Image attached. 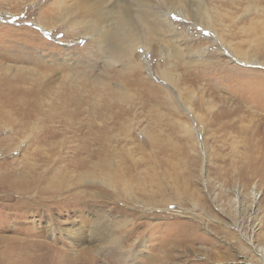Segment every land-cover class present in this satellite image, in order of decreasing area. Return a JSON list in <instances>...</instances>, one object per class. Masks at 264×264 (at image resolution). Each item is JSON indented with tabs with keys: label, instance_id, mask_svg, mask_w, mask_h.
Instances as JSON below:
<instances>
[{
	"label": "rangeland",
	"instance_id": "374dc122",
	"mask_svg": "<svg viewBox=\"0 0 264 264\" xmlns=\"http://www.w3.org/2000/svg\"><path fill=\"white\" fill-rule=\"evenodd\" d=\"M241 2L226 42L176 11L124 70L74 0H0V264H264V36Z\"/></svg>",
	"mask_w": 264,
	"mask_h": 264
},
{
	"label": "bare ground",
	"instance_id": "6f19581e",
	"mask_svg": "<svg viewBox=\"0 0 264 264\" xmlns=\"http://www.w3.org/2000/svg\"><path fill=\"white\" fill-rule=\"evenodd\" d=\"M214 4L225 7H222L223 10H215ZM238 5H242L241 0H74L73 5L62 8L71 6L73 10H77L74 11L76 13L75 21L82 25L83 32L92 34V41L98 46V53L104 58V61L106 60V67L121 63L124 70H134L142 65L133 57L141 44L150 45L151 41L159 38L166 31L176 32L172 25L174 20L172 14L176 11L181 12L184 19H188L194 25L204 29L213 28L217 31V27L220 25L222 27L220 37L223 42H226L223 35L227 30L228 23L225 22L237 23L240 15L235 13L231 7ZM226 6H231V9H226ZM218 7L220 8L219 5ZM241 10L242 17L250 16L246 19V23L239 26L241 32L245 36L252 32L262 38L264 36V5L261 6L258 0H248L246 6ZM67 13L65 11L61 13L63 21L69 17ZM160 39L162 40L161 37ZM176 41H168L171 42L170 51H172L174 59H182L186 64L193 62L204 64V58L200 55L195 59L184 58L185 49H182ZM240 41L234 44L229 42L230 45H234L233 49L237 53H242L241 50H243L240 49ZM244 44L242 43V45ZM257 45L258 47L263 46L262 43ZM233 49L231 48L232 51ZM243 54H246V49ZM161 74L174 86L178 84V77L172 70L165 69ZM126 93V91L120 92L121 96H125Z\"/></svg>",
	"mask_w": 264,
	"mask_h": 264
}]
</instances>
